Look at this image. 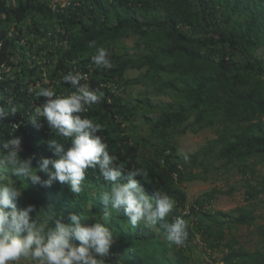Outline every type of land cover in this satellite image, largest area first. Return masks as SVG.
I'll use <instances>...</instances> for the list:
<instances>
[{
	"label": "trees",
	"instance_id": "obj_1",
	"mask_svg": "<svg viewBox=\"0 0 264 264\" xmlns=\"http://www.w3.org/2000/svg\"><path fill=\"white\" fill-rule=\"evenodd\" d=\"M3 10L0 6V15ZM38 10L51 15L42 0H26L14 13L8 11L7 17L22 21L31 15L35 25H39ZM62 17L63 24L72 32L71 41L68 47L59 45L49 54L48 49L54 45L41 47L50 61L46 69L55 79L69 71L90 75L81 84L98 88L104 95L81 115L103 126L98 135L108 144L110 155L117 157L116 163L125 168L121 182H127V170L144 168L147 175L135 179L140 181L145 193L151 197L154 191H163L175 199L176 206L167 217L169 221L177 216L188 219L195 214L198 231L208 244L202 252L211 256L225 239L224 226L228 222L224 223L222 218L228 215L208 213L198 201L189 207L187 193L181 186L187 181L206 180L211 160L234 166L246 165L253 157L264 160V55L260 54L264 51V0H86ZM135 37L133 54L126 46L120 52L114 48ZM90 41H95V48L88 47ZM99 47L109 50L113 67L105 70L93 66L89 70L91 56ZM10 53L6 47L0 53V63ZM130 71L138 75L129 77ZM135 85H141L145 92L139 91L136 101L127 103L119 93ZM20 86L10 93L17 113L0 120V143L20 138L19 157L33 158L32 166L38 169L42 158L59 159L49 147L51 140L56 139L67 151L71 138L56 134L50 127L40 130L39 124L47 123L43 117L36 125L30 122L29 117L39 105L35 98L29 97L33 92L28 88L24 93ZM156 93L170 98L166 107L158 109L145 104L147 97ZM40 100L43 102L45 98ZM0 105L7 107L8 102L1 100ZM149 109H158L159 116L149 117ZM139 117L157 141H150L147 135L133 134ZM19 121L22 126L12 132L11 124ZM206 129H214L217 139L204 149V159L198 160L202 152L188 154L190 159L185 163L183 155L178 153L176 135L198 134ZM149 144L156 148L155 157L142 161L141 153ZM197 161L204 169L202 173L193 172ZM51 171L54 169L50 165L48 172ZM48 172L37 174L47 181ZM0 174L21 188L18 209L33 205L35 211L31 215L41 222L49 209L57 218L63 216L64 223H68L69 213H83L89 217L86 221L89 225L100 221L105 212L100 195L110 185L98 169L87 170L80 194H73L67 184L58 181L51 186L33 185L12 175L4 163H0ZM254 220L253 213L244 210L233 223L252 225ZM48 226L54 225L49 221ZM108 226L114 236L108 264H198L192 263L187 255L195 245V235L189 227L185 243L190 251H185L183 246L170 244L159 226L147 227L141 222L132 228L122 210L112 213ZM260 236L263 246L254 250L237 246L236 241L223 243L228 251L222 262L264 264V228Z\"/></svg>",
	"mask_w": 264,
	"mask_h": 264
},
{
	"label": "clouds",
	"instance_id": "obj_2",
	"mask_svg": "<svg viewBox=\"0 0 264 264\" xmlns=\"http://www.w3.org/2000/svg\"><path fill=\"white\" fill-rule=\"evenodd\" d=\"M25 2L0 0V6L4 9L0 15V53L6 47L7 52L11 51L0 63V101L8 102L7 107L0 105V120L17 113V107L10 101L12 90L21 85L20 90L25 93L29 88L33 92L29 97L35 98L39 105L29 117L30 122L36 125L43 117L49 126L41 122L38 128L45 130L50 127L56 134L71 138V147L65 151L63 144L56 139L51 140L49 147L59 159L42 158L36 169L32 166L33 158L22 160L19 157L21 139L11 138L0 143V163L8 165L12 175L33 185L51 186L58 181L67 184L73 194L83 191L87 170L98 169L110 187H106L100 195L105 207L100 221L89 225L86 223L88 216L69 213L68 223H64L63 216L57 218L49 209L41 222L37 216L33 218L31 215L35 211L33 205L18 209L21 188L11 178L0 174V264H16L21 259L32 264H108L107 258L114 243L113 231L108 224L112 213L121 210L132 228L141 222L147 227L159 226L170 244L184 246L189 235L188 221L180 216L171 221L167 219L176 206L175 199L163 191H154L151 197L147 195L140 181L135 179L147 175L142 167L127 170V182L122 183L125 168L123 164L116 163L117 157L110 155L108 144L98 135L103 126L94 119L82 117L81 114L97 104L104 95L98 88L81 84V81H88L90 75L82 71H69L62 78L55 79L45 67L50 61H47L46 51L41 47L54 45L47 54L59 45L68 47L72 32L63 24L62 16L86 3V0H72V5L63 12L52 9V0H42L52 16L38 10L36 20L39 25H35L31 15L22 21L14 17L8 19L7 12L14 13ZM41 17L47 18L53 25L43 27ZM88 47L95 48V41H90ZM52 66L55 67L56 63ZM93 66L105 70L113 67L107 48H96L89 70ZM58 80L66 84L65 90H59ZM69 85L73 90L69 89ZM41 97L45 98L43 102ZM22 124V121L11 124V131L18 130ZM189 159L188 154L184 153V162L188 163ZM50 165L54 171L48 172ZM38 172H48V180L42 181ZM177 176L174 175L175 178ZM49 221L54 226L49 227Z\"/></svg>",
	"mask_w": 264,
	"mask_h": 264
},
{
	"label": "rangeland",
	"instance_id": "obj_3",
	"mask_svg": "<svg viewBox=\"0 0 264 264\" xmlns=\"http://www.w3.org/2000/svg\"><path fill=\"white\" fill-rule=\"evenodd\" d=\"M41 22L42 26L46 28L53 25V22L47 18L41 17ZM136 41V37L129 38L124 40V42H120L114 48L120 52L126 46L129 52L133 54ZM260 54L263 56L264 51H261ZM137 75V72L130 71L128 76L136 77ZM58 82H60L58 84L59 90H65L66 84L62 80H58ZM69 89L72 88L70 87ZM142 90L145 92L141 85H135L132 88H128L127 92L124 89L119 94L123 96L124 101H127V103H133L139 95L138 92ZM157 93L148 96V101L145 104L156 106L158 109L166 107L170 98ZM158 109H149V117H158L160 114ZM141 119L139 117V121L135 122V127L132 130L133 134L137 136L147 135L150 141H157L156 136L150 133L148 125ZM217 137L218 134L215 133L214 129H206L198 134L188 132L186 135H176L175 143L179 154L187 153L192 155L202 152L203 154L198 158V160H202L205 157L204 149L209 147ZM155 149L152 144H149V148L143 149L141 153L142 161L155 157ZM211 161L212 163H210L213 166H209L206 180L187 181L181 188L187 193L189 207L195 205V202L198 201L202 204V210L208 213H224L228 215L222 218L224 223L228 222L224 226L225 239L219 242L220 247L211 252V256L204 255L202 249H205L208 244L203 242L204 235L201 231H198L197 216L193 214L190 218L185 219L188 221V227L195 235L193 239L195 245L192 252L187 255L191 257L192 263L195 261L199 264L204 257L203 264H225L222 262V258L227 254L228 250L223 246V243L229 240L238 242L237 246L245 247L248 250H254L258 247L262 248L263 246L260 232L264 228V190L262 188L264 184V160L260 157H253L243 166L226 165L223 161ZM206 162H209V160ZM197 165V167L193 168V172L202 173L204 169L199 166L198 161ZM183 166V164L180 165L181 168ZM244 210L251 211L255 216L252 225H236L233 223V219ZM183 248L185 251H190L186 243ZM16 264H32V262L21 259Z\"/></svg>",
	"mask_w": 264,
	"mask_h": 264
},
{
	"label": "built area",
	"instance_id": "obj_4",
	"mask_svg": "<svg viewBox=\"0 0 264 264\" xmlns=\"http://www.w3.org/2000/svg\"><path fill=\"white\" fill-rule=\"evenodd\" d=\"M72 5V0H52L51 7L56 12H63L67 7Z\"/></svg>",
	"mask_w": 264,
	"mask_h": 264
}]
</instances>
